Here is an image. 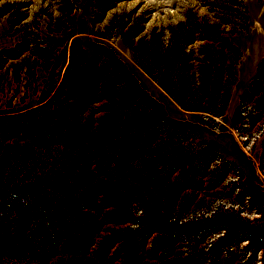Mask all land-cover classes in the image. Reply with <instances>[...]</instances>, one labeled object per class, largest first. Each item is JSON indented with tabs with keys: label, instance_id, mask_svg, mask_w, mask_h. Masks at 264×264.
I'll return each mask as SVG.
<instances>
[{
	"label": "rangeland",
	"instance_id": "1",
	"mask_svg": "<svg viewBox=\"0 0 264 264\" xmlns=\"http://www.w3.org/2000/svg\"><path fill=\"white\" fill-rule=\"evenodd\" d=\"M0 264H264V0H0Z\"/></svg>",
	"mask_w": 264,
	"mask_h": 264
},
{
	"label": "trees",
	"instance_id": "2",
	"mask_svg": "<svg viewBox=\"0 0 264 264\" xmlns=\"http://www.w3.org/2000/svg\"><path fill=\"white\" fill-rule=\"evenodd\" d=\"M77 41H75L74 43H76ZM169 244L171 245L172 244V241L171 242H169Z\"/></svg>",
	"mask_w": 264,
	"mask_h": 264
}]
</instances>
